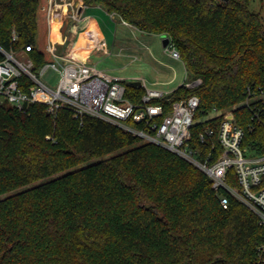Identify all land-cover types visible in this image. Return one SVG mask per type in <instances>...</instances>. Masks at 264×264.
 <instances>
[{"label":"trees","instance_id":"obj_1","mask_svg":"<svg viewBox=\"0 0 264 264\" xmlns=\"http://www.w3.org/2000/svg\"><path fill=\"white\" fill-rule=\"evenodd\" d=\"M82 1L176 44L201 82L155 102L169 110L200 97L191 145L201 157L213 161L222 151L220 115L202 118L215 110H231L244 130L242 146L262 151L264 17L254 0ZM39 5L0 0V47L33 45L28 54L38 67L46 62L36 46ZM143 94V85L126 83L133 102ZM205 130L212 134L201 142ZM226 181L238 187L233 170ZM262 245L259 217L163 146L70 109L0 106V264H264Z\"/></svg>","mask_w":264,"mask_h":264},{"label":"built area","instance_id":"obj_2","mask_svg":"<svg viewBox=\"0 0 264 264\" xmlns=\"http://www.w3.org/2000/svg\"><path fill=\"white\" fill-rule=\"evenodd\" d=\"M64 5L71 6L74 10L71 0H47L49 26L58 20L59 17L53 16ZM73 12L74 16L76 11ZM13 38H16L15 34ZM90 38L92 41L86 43L87 47L108 48L102 36L91 35ZM32 49L33 45H26L19 52L0 47L3 55L0 60V106L9 105L24 110L34 103H41L51 114H56L60 109H70L76 116L89 115L114 123L196 165L208 175L216 190L225 191L245 204L259 217L260 223L264 224V148L257 153L242 146L244 130L236 122L233 113L225 115L220 122L218 141L222 151L212 161L210 156L201 157L200 149L191 145L192 129L198 120L201 101L198 95L193 94L187 99L175 101L167 110L163 103L155 101L164 97L168 99L169 93L147 88L141 80L144 94L141 101L136 103L125 95L127 81L98 69L86 58L80 59L74 50L57 53L56 42L51 38L46 51L52 58L42 66L38 67L29 56L28 52ZM165 49L173 58L181 59L172 39L169 38ZM49 68L60 74L55 87L43 78ZM200 82L201 79L197 78L188 85L195 86ZM128 121L141 124L142 127L135 128ZM210 134L212 130L200 132L199 140L205 141L206 135ZM230 170H233L238 187H232L226 181ZM220 203L227 208L228 196L222 193ZM260 250L264 252V245Z\"/></svg>","mask_w":264,"mask_h":264},{"label":"rangeland","instance_id":"obj_3","mask_svg":"<svg viewBox=\"0 0 264 264\" xmlns=\"http://www.w3.org/2000/svg\"><path fill=\"white\" fill-rule=\"evenodd\" d=\"M39 1L36 46L45 53L47 60H50V54L46 51L49 41L48 21L46 17H41L46 13L42 6L47 4V0ZM71 1H73L75 11L80 4L82 7L85 6L82 0ZM252 9L260 12L264 17V0H254ZM71 12H73L72 7ZM86 13L93 15L97 20V26L100 27L108 48L106 50L97 48L90 52L91 48L86 47V43L92 41L91 35L98 37L101 35L94 22L88 27L90 31L84 28L89 22L88 18L59 17L62 39L61 42L55 41L57 53L74 50L80 59H84V56L89 53L88 61L98 69L127 82L132 79L143 80L147 88L157 89L165 93H170L179 86L188 85L194 81L183 60L173 58L165 49L161 34L141 32L121 19L111 17L100 6L88 7ZM83 32L87 34L83 39L85 41L76 42L78 34ZM88 35L90 36L87 37ZM82 51L85 53L84 56L80 55ZM59 77L60 74L52 68L47 69L43 75L44 80L52 87L57 85ZM230 113L233 112L229 109L219 112L215 110L203 115L202 118L220 115L221 120H223L224 116ZM143 142L147 141L143 140Z\"/></svg>","mask_w":264,"mask_h":264},{"label":"crops","instance_id":"obj_4","mask_svg":"<svg viewBox=\"0 0 264 264\" xmlns=\"http://www.w3.org/2000/svg\"><path fill=\"white\" fill-rule=\"evenodd\" d=\"M46 3H47V1H46ZM78 4H80V3H78ZM46 6H47V4L46 5H44V6H42L43 8V10H45V14H44V16H41V17H46V19H47V11H46ZM81 6V7H80ZM80 6H78V8H77V11H76V14H74V16H73V13L74 12H71V6H66V5H64L63 7H62V9H60L59 10V12H58V14H56V15H54L53 17H86V19L88 18L89 20V22H87L86 23V26L84 27V28H86V29H88V27H89V25L91 24V23H93L94 22V24L97 26L98 25V22H97V20L95 19V17L93 16V15H91V14H87L86 13V11H87V9H88V7L85 5H83L84 7H82V5L80 4ZM79 8H80V11H79ZM82 8V9H81ZM40 9V8H39ZM74 11V10H73ZM60 20H59V18H58V20L57 21H54L52 24H51V26L53 25V24H58L59 25V27H58V31H59V33H60V40H54V39H52L51 38V26H49L48 24V37H49V39L51 38L52 39V41H58V42H61V39H62V37H61V32H60V22H59ZM97 28H99L98 30L100 31V34H101V36L103 37V34H102V32H101V30H100V27H98L97 26ZM88 31H90L89 29H88ZM84 33V32H83ZM85 35H87V34H85ZM87 37H89V35L87 36ZM77 41V40H76ZM87 47V46H86ZM39 49V48H38ZM40 50V49H39ZM93 49H91L90 50V52L92 51ZM43 52V51H42ZM44 53V52H43ZM45 54V53H44ZM88 55H89V53H88ZM88 55H86V56H84V58H86L87 59V57H88ZM45 58H46V56H45ZM52 58V56L50 55V59ZM46 60H47V58H46Z\"/></svg>","mask_w":264,"mask_h":264},{"label":"bare ground","instance_id":"obj_5","mask_svg":"<svg viewBox=\"0 0 264 264\" xmlns=\"http://www.w3.org/2000/svg\"><path fill=\"white\" fill-rule=\"evenodd\" d=\"M58 27H59L58 24H53L51 26V38L54 40H60V33L58 31ZM84 36H85V33H79L78 37H77V41H80V43L84 42L85 41V40H83ZM100 37H101V35H100ZM84 54H85L84 51H82L80 55L84 56Z\"/></svg>","mask_w":264,"mask_h":264},{"label":"water","instance_id":"obj_6","mask_svg":"<svg viewBox=\"0 0 264 264\" xmlns=\"http://www.w3.org/2000/svg\"><path fill=\"white\" fill-rule=\"evenodd\" d=\"M116 19L120 20L121 17L119 15H115L114 16ZM169 43V38L165 35H162V44L164 47H166ZM130 82L136 84V85H142V81L141 80H138V79H135V80H131ZM167 97L169 98L170 95L168 94Z\"/></svg>","mask_w":264,"mask_h":264}]
</instances>
